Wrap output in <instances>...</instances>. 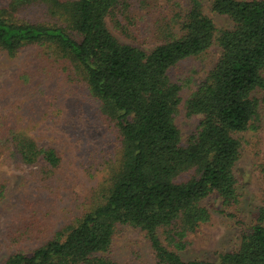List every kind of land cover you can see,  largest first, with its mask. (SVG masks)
<instances>
[{"label": "trees", "instance_id": "1", "mask_svg": "<svg viewBox=\"0 0 264 264\" xmlns=\"http://www.w3.org/2000/svg\"><path fill=\"white\" fill-rule=\"evenodd\" d=\"M214 45L219 56L192 90L177 68ZM29 46L69 83L82 84L99 123L114 131L116 155L104 156L92 202L78 203L72 222L45 241L37 219L12 226L17 248L0 264H120L111 255L119 225L144 233L152 264H264V206L243 221L236 175L239 134L254 127L256 93L264 89V0H3L0 52L14 58ZM22 80L35 90L30 74ZM182 105L199 117L186 137L176 123ZM3 153L41 180L62 163L56 147L0 114ZM259 172L264 178V162ZM6 187L0 180V215ZM210 196L221 200L219 212L239 217V242L215 259L185 258L189 236L210 220Z\"/></svg>", "mask_w": 264, "mask_h": 264}, {"label": "rangeland", "instance_id": "2", "mask_svg": "<svg viewBox=\"0 0 264 264\" xmlns=\"http://www.w3.org/2000/svg\"><path fill=\"white\" fill-rule=\"evenodd\" d=\"M2 2L0 0V4ZM139 13L143 15L145 10ZM216 20L220 25L226 21L221 16ZM107 24L120 41L129 42L111 26L112 23L108 21ZM148 43L145 46L151 47L154 42L149 40ZM38 49V46L26 47L14 58L0 52V114L10 116L27 128L41 144L56 147L62 163L50 179L41 180L34 173V167L11 162L5 153L0 156V180L7 182L5 202L8 204L6 210L1 208L0 215V261L17 248L9 243L8 231L12 226L37 219L45 238L41 243L61 224L72 222V215L78 212L77 204L87 198L92 202V191L103 176L104 156L111 159L116 155L114 131L99 123L82 84L69 83L49 60H38ZM219 51L214 45L203 55L179 64L177 69L186 72L189 80L186 85L192 90L216 62ZM24 74L32 76L35 90L25 89ZM256 96L259 117L254 127L239 134L243 153L236 165V175L243 199V221L252 218L254 206H264V178L259 172V165L264 162V89ZM198 120V116H187L181 106L176 123L183 137L195 129ZM27 200H31L32 206H25ZM209 202L210 220L189 236L191 243L182 253L185 258L215 259L219 252L233 249L239 242L242 230L239 217L219 212L221 200L218 197L210 196ZM39 227L32 232L38 234ZM39 243L29 242L30 245ZM111 255L120 264L154 262L144 233L127 225L117 227Z\"/></svg>", "mask_w": 264, "mask_h": 264}]
</instances>
